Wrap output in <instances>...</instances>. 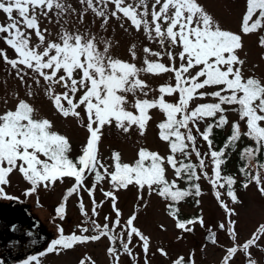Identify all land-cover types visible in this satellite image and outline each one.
<instances>
[{
	"label": "snow or ice",
	"instance_id": "6c2138e0",
	"mask_svg": "<svg viewBox=\"0 0 264 264\" xmlns=\"http://www.w3.org/2000/svg\"><path fill=\"white\" fill-rule=\"evenodd\" d=\"M0 14V65L18 81L0 104V200L28 197L42 207L41 192L65 186L51 217L55 238L20 264H47L50 254L74 256L67 264H98L85 250L105 241L108 264H152L157 253L170 264H197L195 250L175 258L159 245L152 251L139 219L153 200L178 241L204 229L200 251L219 248L217 264H264V70L248 66L244 44L254 36L264 62V0H243L236 30L209 0H0ZM117 29L139 41L127 48L129 59L114 52ZM53 116L84 131L77 149ZM153 123L162 149L138 139L130 160L118 149L105 158L107 135L146 138ZM218 130L227 133L219 142ZM233 155L235 172L227 167ZM14 177L25 185L19 196L9 191ZM205 183L223 213L216 231L203 214ZM241 189L254 192L251 202ZM129 191L134 207L125 216L120 194ZM73 196L81 219L66 230ZM189 202L198 214L184 215ZM256 205L260 219L241 241V216ZM158 228L168 231L164 222ZM217 232L226 233L225 244Z\"/></svg>",
	"mask_w": 264,
	"mask_h": 264
},
{
	"label": "rangeland",
	"instance_id": "374dc122",
	"mask_svg": "<svg viewBox=\"0 0 264 264\" xmlns=\"http://www.w3.org/2000/svg\"><path fill=\"white\" fill-rule=\"evenodd\" d=\"M71 2H74V0H71ZM228 2L229 0H209L211 9L213 11H216L218 15H221L223 17L226 26L231 27L233 30H236L239 25L240 5H242L243 0H235V3L233 5L234 10L231 13H229L227 7ZM3 20V14H0V22H3ZM112 27L115 28L116 25L113 24ZM113 35L117 40L120 41V46L114 50L115 54L123 59H129L127 48L132 42L139 43L137 37L135 35L125 34L119 29H117V31ZM244 44L245 50L249 54L248 66H250L253 62L259 63L261 65V70H264V62L260 61L259 59L260 49L256 45V38L254 36H246L244 38ZM0 47H3V45L0 44ZM9 55L11 56L12 53L9 52ZM5 80H7V85H5L4 83ZM161 82L162 81H152V83L154 84H158ZM17 84L18 81L13 80L11 77H8L5 68L0 65V104H2L5 95H10L11 90L15 89L17 87ZM5 89L8 90L7 93ZM35 103L38 107L42 108V111L51 116L50 107L42 97H38ZM52 118L56 121L57 129L60 130L62 133L67 134L71 138V142L73 143L74 149H77L79 143L83 140V137L85 135L84 131L79 127L75 126L71 119H69L68 121H63L58 117L53 116ZM232 118L234 119L235 117ZM138 139H141L142 142L150 148L156 149L160 147L162 149V146L156 139V129L155 124L153 123L146 138H139L138 135L135 133H133L127 139L124 136L117 135L115 133L107 135L103 139L101 151L106 158L109 155L110 149H118L123 153L125 160H130L135 154ZM76 154V151L72 153L73 156H75ZM13 180L14 186L12 189H9V191L19 196L21 190L25 187V185L23 182L19 181L18 177H14ZM64 190L65 186H61L58 182L54 191L41 192L40 201L42 207L36 205L34 198L21 196V201L16 202H22L24 205H27L31 212L34 211L41 218L42 222L44 223V225L47 226L49 230V235L46 234L45 230L43 231V234L47 237L51 236L52 238H55L56 236L55 226L52 223L51 217L54 215V208L60 201ZM203 191L205 192V195L203 197V214L205 216L206 226L211 227L213 231H216L215 225L217 219L222 218L223 213L217 208L214 198L209 193V186L206 183L203 186ZM241 195L246 200L251 202V198L254 196V192L249 191L245 195L244 190L241 189ZM84 199L85 202L88 203L89 198L86 194L84 195ZM97 199H100L99 193H97ZM134 200V191L122 192L120 194V206L123 209L125 216L129 215L133 210ZM0 201L3 202L5 200ZM20 206L21 205L16 206L14 208L17 209ZM182 207L185 215L199 213V209L195 208V205L192 202L184 204ZM162 209L163 205L158 204L155 200H153L152 204L147 210L143 209V207L141 208L142 214L139 219V225L144 228L147 233L151 234L153 241L152 251H155L156 246L159 245L164 247L169 252V255L175 258L177 254H186L192 250H195V259L197 264H217V261L223 254L219 248L209 244L208 247L204 249V251H200V248L203 247L205 243H207L205 239L207 233L205 232V230L197 226L194 234H188L186 235L185 239L178 241L176 239V235L178 234V232L177 230L173 229L171 220L166 218ZM107 210V206H105L104 211L101 213V219L102 216L107 212ZM80 219L81 217L77 207V200L76 197L73 196L72 198H70V201L68 203L67 218L63 222V226L66 230H70L76 223L79 222ZM259 219L260 211L258 205L255 206V210H249L242 214L240 223L238 225L241 241L248 237L250 232L256 226L257 221H259ZM160 222H164L167 225V232H163L158 228V224ZM57 223H60V221L57 220ZM217 236L219 243L225 244L227 242L228 238L226 233L217 232ZM106 244L107 241H105L104 244H101L98 247L90 246L85 250V254L92 255L93 258L98 261V264H108L105 255ZM44 249L45 247L41 250ZM137 251L140 250L137 249ZM46 259L47 264H67V262L73 261L75 257H56L50 254ZM124 259L126 260L127 258L125 257ZM152 264H170V262L157 253L156 256L152 258ZM241 264H243V260H241Z\"/></svg>",
	"mask_w": 264,
	"mask_h": 264
},
{
	"label": "flooded vegetation",
	"instance_id": "af4514ba",
	"mask_svg": "<svg viewBox=\"0 0 264 264\" xmlns=\"http://www.w3.org/2000/svg\"><path fill=\"white\" fill-rule=\"evenodd\" d=\"M17 209L14 207L19 206ZM17 224L13 231L11 224ZM49 230L41 218L22 202L0 201V259L6 264H20L28 255L37 254L45 247L46 242L53 239L43 234ZM31 232L32 235H28Z\"/></svg>",
	"mask_w": 264,
	"mask_h": 264
},
{
	"label": "trees",
	"instance_id": "16d2710c",
	"mask_svg": "<svg viewBox=\"0 0 264 264\" xmlns=\"http://www.w3.org/2000/svg\"><path fill=\"white\" fill-rule=\"evenodd\" d=\"M227 133L226 132H221V131H217L216 136H217V142H219ZM228 169H230L231 171L235 172L236 168H237V156L233 155L229 164H228ZM185 215V214H184ZM185 216H189V215H185Z\"/></svg>",
	"mask_w": 264,
	"mask_h": 264
}]
</instances>
